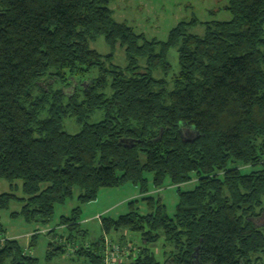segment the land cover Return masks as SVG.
<instances>
[{
	"label": "trees",
	"instance_id": "1",
	"mask_svg": "<svg viewBox=\"0 0 264 264\" xmlns=\"http://www.w3.org/2000/svg\"><path fill=\"white\" fill-rule=\"evenodd\" d=\"M110 1L0 0V211L19 203L12 217L45 225L74 196L83 205L131 184L146 214L130 203L85 243L77 206L59 218L68 233L48 242L46 261L77 245L69 263L105 264L103 239L116 235L137 248L114 264H264V0H227L228 21L205 22L201 36L180 22L162 43L114 21ZM99 37L107 54L90 48ZM173 48L178 72L167 78ZM67 119L78 132L63 131ZM147 176L154 189L177 187L172 216L146 196ZM26 250L0 224V264H39Z\"/></svg>",
	"mask_w": 264,
	"mask_h": 264
},
{
	"label": "rangeland",
	"instance_id": "2",
	"mask_svg": "<svg viewBox=\"0 0 264 264\" xmlns=\"http://www.w3.org/2000/svg\"><path fill=\"white\" fill-rule=\"evenodd\" d=\"M227 0H111L108 8L112 11V18L119 23H125L131 27L135 34L142 35L146 41L165 42L169 31L180 22L194 21L188 27V32L194 35L201 36L204 33V23L209 21H228L230 15L224 10ZM90 48L96 50L100 54H107L108 47L103 39L99 37L90 43ZM166 60L170 65V70L167 73V78L172 77L178 72L176 50L169 49L166 55ZM112 63L117 66H125L124 50L118 46L113 53ZM162 73L158 70L154 72V76L159 78ZM93 73L90 74L93 77ZM69 92V90H67ZM102 118V113L96 112L89 121L96 122ZM79 125L71 120H65L63 123V131L68 134H74L79 131ZM232 168L237 169L241 173L250 171L248 167H243L240 164H231ZM147 197L154 200L159 199L165 208V213L172 216L175 210V205L178 201L176 194V186H170L166 182L161 188L154 189L150 184ZM195 184L191 180L187 184L179 186L181 191H190ZM8 185L4 181H0V191H7ZM20 195V192H17ZM144 196L139 194L138 188L131 184H125L116 189H102L98 192L97 198L87 204L80 205L74 196L71 200H67L63 205L54 206L52 218L48 223L41 224L40 222H26L22 217H12L11 214L18 213L22 207L19 203H11L7 211H0V224L4 229L5 238L16 240L26 251L35 257L39 264H75L69 263L68 253L72 252L77 245H67L65 255L62 258H52L46 261V250L48 242L57 244L56 241L67 236L65 227L57 226L59 218L68 216L70 211L75 207L81 210V221L79 229L86 231L84 233V242L87 243L95 240L101 235L100 219L101 218H116L119 215L126 214L130 203L135 205L138 212L142 215L148 211L142 201ZM256 225H264V217L256 221ZM50 231H52L51 234ZM73 231H70V233ZM33 233H37V240L34 246L29 250L28 241ZM49 234V235H48ZM54 234V235H53ZM76 236L77 234H73ZM118 238L116 235L104 237L103 251L108 250L114 258L115 262H126L127 253H135L137 242L134 237H126V242L132 240V243L120 246L115 241ZM76 242H82L77 238ZM132 246V247H131ZM110 247L112 251L110 250ZM115 247V249H113ZM133 248V249H132ZM154 254L159 257L161 253V245H153L150 247ZM135 249V250H134Z\"/></svg>",
	"mask_w": 264,
	"mask_h": 264
},
{
	"label": "built area",
	"instance_id": "3",
	"mask_svg": "<svg viewBox=\"0 0 264 264\" xmlns=\"http://www.w3.org/2000/svg\"><path fill=\"white\" fill-rule=\"evenodd\" d=\"M113 249H115V247ZM110 250L112 251L111 247H110ZM104 262H105V264L119 263V261L115 262L114 258L112 257L111 253L108 252V250H106V252L104 254Z\"/></svg>",
	"mask_w": 264,
	"mask_h": 264
}]
</instances>
